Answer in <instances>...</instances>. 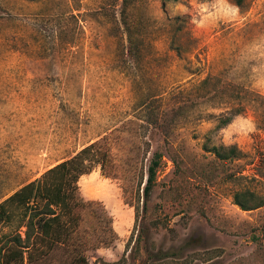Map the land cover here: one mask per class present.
<instances>
[{
	"label": "rangeland",
	"instance_id": "374dc122",
	"mask_svg": "<svg viewBox=\"0 0 264 264\" xmlns=\"http://www.w3.org/2000/svg\"><path fill=\"white\" fill-rule=\"evenodd\" d=\"M232 5L0 0V202L95 141L109 149L105 168L78 181L87 208L72 252L25 264L78 253L87 264H264L250 238L264 206L233 203L245 190L264 198V0ZM248 119L255 131L245 135ZM213 146L242 154L221 161ZM155 152L163 158L144 203Z\"/></svg>",
	"mask_w": 264,
	"mask_h": 264
},
{
	"label": "trees",
	"instance_id": "16d2710c",
	"mask_svg": "<svg viewBox=\"0 0 264 264\" xmlns=\"http://www.w3.org/2000/svg\"><path fill=\"white\" fill-rule=\"evenodd\" d=\"M37 1V0H28ZM125 2V0H124ZM242 9L245 0H232ZM124 11V10H123ZM127 36V51L135 56L130 27L123 19ZM211 77L201 81L207 84ZM242 111L239 107L234 113ZM230 122L229 117L219 119L218 126ZM104 140H98L82 148L72 157L52 166L41 176L23 186L0 202V224L10 228L8 233L0 235V264H25L31 262L34 255L47 254L55 248L70 249L75 232L79 226L81 211L87 205L78 196V181L97 165L104 169L109 149ZM218 160H235L241 151L235 146H213L206 148ZM163 155L155 152L147 166L145 181L142 187L144 203L156 184V175ZM143 181L141 174L137 191ZM233 203L241 211L248 212L264 206V198L245 190L234 193ZM251 240L259 251L264 250V225L260 232H252ZM79 247V245H76ZM26 255V256H25ZM69 264H87L84 253L75 254Z\"/></svg>",
	"mask_w": 264,
	"mask_h": 264
},
{
	"label": "clouds",
	"instance_id": "9594fccd",
	"mask_svg": "<svg viewBox=\"0 0 264 264\" xmlns=\"http://www.w3.org/2000/svg\"><path fill=\"white\" fill-rule=\"evenodd\" d=\"M231 7H233L236 12L239 11V9L237 7H235L234 5H232ZM241 119H243V118L242 117H237V120H241ZM241 131L245 135H247L248 133L254 132L255 131V123L251 119L246 120L244 126L241 129Z\"/></svg>",
	"mask_w": 264,
	"mask_h": 264
}]
</instances>
